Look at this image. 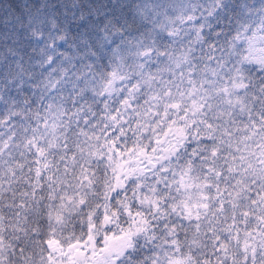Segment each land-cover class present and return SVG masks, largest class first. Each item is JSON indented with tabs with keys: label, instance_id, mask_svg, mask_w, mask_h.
<instances>
[{
	"label": "snow or ice",
	"instance_id": "6c2138e0",
	"mask_svg": "<svg viewBox=\"0 0 264 264\" xmlns=\"http://www.w3.org/2000/svg\"><path fill=\"white\" fill-rule=\"evenodd\" d=\"M0 264H264V0H0Z\"/></svg>",
	"mask_w": 264,
	"mask_h": 264
},
{
	"label": "rangeland",
	"instance_id": "374dc122",
	"mask_svg": "<svg viewBox=\"0 0 264 264\" xmlns=\"http://www.w3.org/2000/svg\"><path fill=\"white\" fill-rule=\"evenodd\" d=\"M102 107V106H101ZM127 119V118H126ZM125 127H127V125H125ZM6 130V129H5ZM96 134H98V130H97V133ZM111 134V132H109V135ZM89 135H92V133L89 131ZM128 136H132V133L131 132H128ZM81 139L83 140L84 138L83 137H81ZM147 142V141H146ZM154 143V142H153ZM132 146V144H131V142L129 143V147H131Z\"/></svg>",
	"mask_w": 264,
	"mask_h": 264
},
{
	"label": "trees",
	"instance_id": "16d2710c",
	"mask_svg": "<svg viewBox=\"0 0 264 264\" xmlns=\"http://www.w3.org/2000/svg\"><path fill=\"white\" fill-rule=\"evenodd\" d=\"M101 171V174H102V169L100 170ZM69 227L71 228V227H74V225H69ZM76 227H78V225H76ZM45 247H46V245H45Z\"/></svg>",
	"mask_w": 264,
	"mask_h": 264
}]
</instances>
